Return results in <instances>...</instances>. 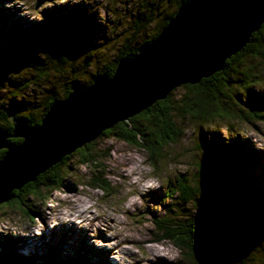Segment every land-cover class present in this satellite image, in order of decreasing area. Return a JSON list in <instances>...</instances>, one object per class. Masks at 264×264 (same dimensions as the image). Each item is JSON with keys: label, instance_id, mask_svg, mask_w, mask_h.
Returning <instances> with one entry per match:
<instances>
[{"label": "rangeland", "instance_id": "374dc122", "mask_svg": "<svg viewBox=\"0 0 264 264\" xmlns=\"http://www.w3.org/2000/svg\"><path fill=\"white\" fill-rule=\"evenodd\" d=\"M35 1L0 0V47L4 50L0 52V104L6 107L14 99L17 109L34 116L40 113L41 101L49 94V84L63 87L62 82L71 78L87 82L97 69L113 60L122 37L132 28L133 12H138L142 0H50L37 8ZM161 3L166 10L171 9L170 3ZM48 19L58 25V46L67 57L63 69L71 73L67 62L73 61L80 69L78 73L59 76L50 66L45 77L33 75L32 60H39L43 51L29 36L30 29L35 22ZM63 19H66L64 23ZM155 20L158 22L159 17L155 16ZM61 24L64 25L60 27ZM155 25L152 22L148 31L152 32ZM146 34L137 36L138 42L147 38ZM7 43H12L11 48H5ZM243 70L257 78L249 82L248 96L245 89L239 86L235 89L240 101L233 95L236 102L233 110L238 109V114L240 110L251 122L241 117L230 120L217 117L207 122L180 118L183 134L166 146L164 157L155 168L143 149L100 134L90 141V148L98 158L96 164H79L78 151L74 150L66 165L62 163L45 172L54 174L62 185L52 190L51 198L45 199L47 188L41 184L37 194L21 190L15 197L21 204H0V264H39L46 255L52 256L55 264H73L83 259H88L86 264H108V260L113 264H180L182 254L170 240H151L160 232L155 222L161 217L181 221L183 214L195 216L203 212L215 226L223 227L238 241L234 244L232 264H264V225H260L262 231L254 227L240 230L234 218L220 214L222 195L213 183L217 159L208 152V143H215V133L222 144L231 137L245 145L252 152L253 168L244 171L254 176L258 184L252 190L253 199L259 203L264 200V119L259 115L264 114V59L246 57L239 68ZM230 73L233 78H241V74ZM181 92V86L173 91L176 96ZM201 163L204 171L199 173ZM93 173H100L107 180L108 189L103 191L89 183ZM179 174L186 175L193 183L196 174L202 194L193 202L184 203L185 206L177 200L167 206L163 200L168 193L167 183ZM69 192L75 194L74 199L85 201L87 218H73L76 207L66 197ZM174 206L175 209L164 214ZM106 211L115 216L109 230L111 220L105 216ZM61 217L65 218L67 227L61 224ZM97 225H102V233ZM115 233L119 234L117 238ZM127 234L134 240L118 242ZM141 237L148 240L140 242ZM151 247L160 249L163 259L155 260L142 250ZM142 255H147L148 260L146 256L143 260Z\"/></svg>", "mask_w": 264, "mask_h": 264}, {"label": "trees", "instance_id": "16d2710c", "mask_svg": "<svg viewBox=\"0 0 264 264\" xmlns=\"http://www.w3.org/2000/svg\"><path fill=\"white\" fill-rule=\"evenodd\" d=\"M183 1L185 0H142L140 6H138V12H133L132 28L128 31V35L122 37L121 44H119L112 61L97 69L87 82L71 78L69 82L61 83L63 87L56 88V85L49 84V94L41 101L40 113L35 116L31 112L24 114L17 109L14 105L16 102L14 99L6 107L0 104V127L6 132H11L12 122L9 119L11 115L15 118L25 117L32 125H36L40 123L51 102L65 98L72 87L76 85L86 87L92 83L96 76L102 74L112 75L117 61L127 54L135 53L138 47L156 37ZM161 2L164 4L170 3L171 9L166 10L162 7ZM155 16L159 17L158 22L157 20L153 21ZM64 20L66 19H63L62 23H64ZM152 22H155L156 25L151 32L148 31V28ZM63 25L61 24L60 27ZM67 25L69 29L70 26ZM57 26L53 19H48L35 22L30 29L31 35L29 36L34 40L36 47L43 51V55L39 60H32L33 75L36 74L38 78L45 77L48 74L46 70L50 66H53L52 68L59 76H64L66 73H78L80 70L73 61L71 64L67 62L69 66L67 69L71 73L63 69L67 57L63 51H60V46H58ZM27 34L25 33V35ZM143 34H146L147 38L138 42L137 36ZM10 44H5V48H11L12 43ZM1 48L3 47H0V52H3L4 50L2 51ZM246 57L264 59V21L257 30L250 34L245 45L225 60L224 67L221 70L201 78L196 83L177 86H181L182 89L181 94L177 96L173 93L177 87L173 88L165 98L158 99L127 120L115 123L112 127L105 129L101 135L112 136L143 149L147 154V160L155 168L157 161L164 157L163 152L166 146L178 141L183 134V130L178 123L180 118L189 117L196 121L207 122L217 117L229 120L241 117L251 122L247 116L241 114L240 110L239 114L238 109L233 110L236 102L232 99L234 95L237 101H240L237 94L234 93L235 89L240 87L247 92L249 82L257 78V75L251 74L247 70L239 71ZM231 71L241 74V78H233ZM248 94L249 92H247V96ZM250 107L252 108V106ZM251 111L255 113L253 110ZM259 115L264 119L263 113ZM215 136V143H208V152L217 159L214 166L213 183L215 190L222 195V202L218 208L219 212L225 217L234 218L240 230L254 227L258 231H262L260 225H264V200L260 203L254 201L252 190L258 184H256L254 176L247 175L244 171V168L251 170L253 168L252 152L242 143L238 144L236 139L228 137L226 144H222L218 141L216 133ZM9 140L13 143H19L22 139L11 137ZM90 144L89 142L75 149V151H78L76 157L81 165L96 164L98 161L97 156L92 152V147L90 148ZM232 146L235 148L233 149ZM3 153L4 149H0V158ZM70 155H64L48 169L62 163L66 165V159ZM48 169L39 173L34 181L26 183L21 190L25 189L27 194H37L40 191V185L43 184L47 188L45 199L51 198L52 190L55 191L62 185L54 174L48 175L45 173ZM198 171L199 173L204 171L202 163L199 164ZM93 174L94 178L89 183L94 185L93 187L103 189V191L108 189L107 180L102 178L100 173ZM194 177V183L182 174H179L175 179H170L167 183L168 193L163 199L167 203L164 204L168 206L177 200L180 205L184 203L187 205L197 199L198 194H202V189L197 184V175L195 174ZM21 190H13L10 198L0 204L13 202L21 204V201L15 199ZM256 198L259 200V197ZM175 206L168 208L164 214L166 215L167 211L175 209ZM180 218L181 221H176L161 217L157 223L155 222L157 229L160 231L158 232L159 236L157 237L154 234L151 240H170L179 248L182 254L183 258L180 264H232L231 259L236 252L235 245L238 243L235 237H232L223 227L215 226L204 212L195 216L193 213H187ZM87 260H77L73 264H86ZM55 261L52 256L46 255L39 264H55Z\"/></svg>", "mask_w": 264, "mask_h": 264}, {"label": "water", "instance_id": "95a60500", "mask_svg": "<svg viewBox=\"0 0 264 264\" xmlns=\"http://www.w3.org/2000/svg\"><path fill=\"white\" fill-rule=\"evenodd\" d=\"M45 1L50 0H36L34 7ZM263 21L264 0H185L156 37L117 61L112 75L72 87L65 98L51 102L40 123L11 115V132L0 127V203L173 88L221 70ZM11 137L22 140L13 143Z\"/></svg>", "mask_w": 264, "mask_h": 264}, {"label": "bare ground", "instance_id": "6f19581e", "mask_svg": "<svg viewBox=\"0 0 264 264\" xmlns=\"http://www.w3.org/2000/svg\"><path fill=\"white\" fill-rule=\"evenodd\" d=\"M118 171H121V169H117ZM72 185V184H71ZM74 195L75 194H73V193H68L67 195H66V197L68 198V199H70L71 201H73V202H75V207H76V214H74L73 215V218L74 217H80L81 219H85V218H87V214H86V210H85V201H80L78 198L77 199H74ZM76 202H79V204H76ZM133 202H134V200H133ZM134 204V203H133ZM132 205V204H131ZM129 209V208H128ZM127 209V210H128ZM85 212V213H84ZM102 213H104V212H102ZM106 213V217L108 216V219L109 220H111L110 221V223L108 224V230H109V226L112 224V223H114L115 222V216L114 215H112L111 213H109V212H105ZM93 218H97L96 216H92ZM99 217H104V216H102V215H100ZM61 219H62V221H61V224H63V225H65V227H67V223H66V220H65V218H63V217H61ZM97 227H98V231H99V233H102V225H97ZM91 232V231H90ZM94 233V232H93ZM92 232H91V234H93ZM89 234V233H88ZM132 234V233H131ZM94 235V234H93ZM119 236V234L118 233H115L114 234V238H117ZM152 239V238H151ZM127 240H134V237L133 236H130V235H123V237H121V239L118 241V242H120V243H122V242H125V241H127ZM139 240H141L140 242H143V241H146V240H148L147 239V237H144V238H140ZM131 242V241H130ZM130 242H128V243H130ZM144 249V251H146V253H147V255L150 253V255H152V257L156 260L157 258H162L163 259V256L160 254L161 253V251H160V249H158V248H156V247H151V248H149V249H145V248H142V250ZM127 251V250H126ZM125 251V252H126ZM133 252V251H132ZM145 253V252H144ZM118 254V253H117ZM134 255L135 254H133V257H134ZM147 255H142V257H143V260H145L144 259V256H146V259L148 260V256ZM131 256V255H130ZM129 258V257H128ZM136 258V257H135ZM149 258H151V257H149ZM134 259V258H133ZM137 261V260H136ZM108 262V264H113L110 260H108L107 261ZM144 262V261H143ZM137 264V263H136ZM140 264V263H139Z\"/></svg>", "mask_w": 264, "mask_h": 264}]
</instances>
